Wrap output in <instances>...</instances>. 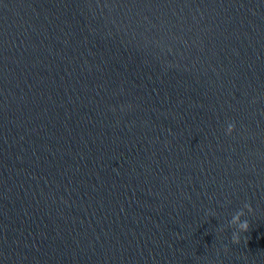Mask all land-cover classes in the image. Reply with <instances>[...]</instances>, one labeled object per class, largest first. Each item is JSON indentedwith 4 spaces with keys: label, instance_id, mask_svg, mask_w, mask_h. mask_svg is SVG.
Here are the masks:
<instances>
[{
    "label": "water",
    "instance_id": "1",
    "mask_svg": "<svg viewBox=\"0 0 264 264\" xmlns=\"http://www.w3.org/2000/svg\"><path fill=\"white\" fill-rule=\"evenodd\" d=\"M0 264H264V0H0Z\"/></svg>",
    "mask_w": 264,
    "mask_h": 264
},
{
    "label": "clouds",
    "instance_id": "2",
    "mask_svg": "<svg viewBox=\"0 0 264 264\" xmlns=\"http://www.w3.org/2000/svg\"><path fill=\"white\" fill-rule=\"evenodd\" d=\"M235 129L234 122H229L225 128V134L231 135V133ZM252 208L249 204L245 203L243 207L239 210H237L231 217V219L228 222V227L232 228V234H231V242L233 244H239L241 241V234L246 233L249 230V223L247 220H242L241 218L245 216L246 212L248 214L252 213ZM224 229L221 227L220 231H223ZM227 249L225 248V251Z\"/></svg>",
    "mask_w": 264,
    "mask_h": 264
}]
</instances>
